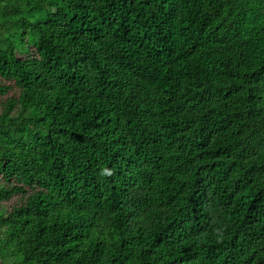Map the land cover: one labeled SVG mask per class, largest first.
Returning a JSON list of instances; mask_svg holds the SVG:
<instances>
[{
	"label": "trees",
	"instance_id": "trees-1",
	"mask_svg": "<svg viewBox=\"0 0 264 264\" xmlns=\"http://www.w3.org/2000/svg\"><path fill=\"white\" fill-rule=\"evenodd\" d=\"M0 264H264V0H0Z\"/></svg>",
	"mask_w": 264,
	"mask_h": 264
},
{
	"label": "rangeland",
	"instance_id": "rangeland-1",
	"mask_svg": "<svg viewBox=\"0 0 264 264\" xmlns=\"http://www.w3.org/2000/svg\"><path fill=\"white\" fill-rule=\"evenodd\" d=\"M27 259H28V261H31L32 260V256L31 255L27 256Z\"/></svg>",
	"mask_w": 264,
	"mask_h": 264
},
{
	"label": "clouds",
	"instance_id": "clouds-1",
	"mask_svg": "<svg viewBox=\"0 0 264 264\" xmlns=\"http://www.w3.org/2000/svg\"><path fill=\"white\" fill-rule=\"evenodd\" d=\"M110 174V173H109Z\"/></svg>",
	"mask_w": 264,
	"mask_h": 264
}]
</instances>
